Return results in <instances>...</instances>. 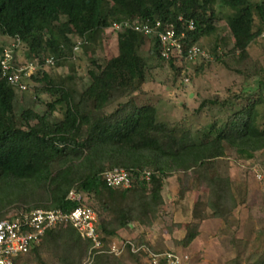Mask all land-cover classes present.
I'll return each instance as SVG.
<instances>
[{"label":"trees","instance_id":"trees-1","mask_svg":"<svg viewBox=\"0 0 264 264\" xmlns=\"http://www.w3.org/2000/svg\"><path fill=\"white\" fill-rule=\"evenodd\" d=\"M104 1L111 4L110 14L119 12L126 20L135 17L148 22L158 19L175 23L179 32L184 29L176 18L181 15L186 20L192 19L194 30L184 31L187 46H200L199 39L215 31L214 20L206 19L204 12V8L214 3L231 11L225 16V23L232 39L242 38L236 45L243 52L250 41L259 36L264 38L261 36L264 0L257 4L248 0H0V34L18 37L20 43L36 52L34 60L38 63H42L45 56L40 55L45 51L59 58L65 54L60 48L64 43L68 47L66 51L71 52L76 39L94 28L108 26L107 15L103 16ZM255 18L261 24L256 30ZM119 20L114 23H120L121 27L112 31L116 33L117 56L98 72H89L90 85L78 101L74 102L72 93L61 91L56 103L64 105L66 111L55 130L28 113L22 116L25 126L18 127L12 106L15 90L0 75V203H5L3 198L27 199L16 211L70 212L79 205L88 207L96 213V228L103 244L117 237L132 222L155 214L162 204L163 180L175 172L196 170L197 176L208 184L205 205L214 216L224 217L228 212L226 205L234 200L230 182L220 172L221 158H256L264 166V129L258 127L259 115L253 105L256 101L252 104L246 96L231 95V99L221 102L224 106L232 100L246 101L221 126L211 127L207 132L199 130L204 135L194 140L188 129L179 126L170 129L157 123L150 107L116 121L91 118L100 107L112 101L110 93L131 92L144 79L146 63L137 49L139 40L147 37L128 29L123 25L125 20ZM70 32L77 36L73 41ZM211 54L219 58L217 47ZM168 63L172 68L178 64L176 60ZM39 72L30 80L35 81ZM87 100L93 106L85 112L81 106ZM33 121L36 123L31 124ZM81 129L88 134L79 142ZM118 158V165L133 177L143 171L153 172L150 180H137L130 189L108 187L102 178L103 164L108 162L106 169H111L114 165L109 163L117 162ZM15 182L22 183L16 186ZM71 190L81 195L79 202L66 199ZM28 203L32 205H25ZM194 234L188 236L187 242L195 238ZM47 246L59 254L57 264H82L89 243L70 225H58L46 231L40 245L30 252L38 253ZM26 255L15 258L14 264ZM237 261L228 264H239ZM93 264L121 263L101 255L95 257Z\"/></svg>","mask_w":264,"mask_h":264},{"label":"rangeland","instance_id":"rangeland-1","mask_svg":"<svg viewBox=\"0 0 264 264\" xmlns=\"http://www.w3.org/2000/svg\"><path fill=\"white\" fill-rule=\"evenodd\" d=\"M248 1L252 4L260 3V0ZM204 10L205 18L214 20L215 31L201 37L199 44L209 55L217 47L218 59L213 55L212 60L207 62L178 63L172 68L157 56L152 47L153 42L142 37L137 54L146 63L143 81L131 92L110 93L112 101L95 111L91 118L108 121L112 118L116 121L150 107L155 112L157 123L170 129H177L178 126L188 129L194 140L202 136L199 130L207 132L211 127L221 126L243 107L246 103L244 99L238 102L232 100L224 106L220 104L231 99V95H239V98L246 96L252 104L256 101L253 105L259 115L258 127L264 129V38L259 36L250 41L243 52L236 45L242 38L232 39L225 23V16L231 11L222 8L219 3ZM110 11L111 4L104 1L103 16L107 15L108 26L104 29L94 28L78 38L81 46L77 50L72 46V51L67 52L66 44L61 45L65 56L57 58L54 66L39 72L26 92L15 91L12 106L18 127L25 126L22 116L28 113L38 116L44 124L55 130L66 111L64 105L56 103L63 93L61 91L72 93L75 96L74 102L78 101L90 85L89 72H98L99 68H104L109 60L117 56V38L112 27L114 21L125 18L119 12L110 14ZM260 25L255 18L254 29ZM48 30L51 31L50 28ZM71 32L73 41L77 36ZM9 42L10 37L0 34L1 49ZM16 52L17 64L36 56V52L29 50L24 43L18 44ZM49 55H52L50 51H45L40 56ZM42 72L45 74L42 75ZM85 104L81 107L88 112L93 103L87 100ZM86 133L88 131L85 129L80 130L79 142L86 138ZM115 162L109 163V166L122 168L118 165L119 158ZM107 166L108 162H105L103 168L106 170ZM219 167L222 175L230 182V195L234 200L226 205L228 212L224 217L214 216L208 205H205L208 184L197 176L196 170L175 172L163 180L160 193L162 204L155 214L132 222L119 231L117 237L102 243L103 249L107 251L108 246L114 244L120 247L121 243L130 241L144 243L154 250L174 251L185 258L187 264H228L233 260H238L239 264H264L263 163L256 158L246 160L225 156L221 158ZM21 183L15 182V185ZM3 199L5 203H0L2 218L19 210L17 207L23 206L18 205L27 201H17L15 197ZM191 233H195V238L187 242ZM90 248L89 243L82 264H93L95 257L101 255L115 258L121 264H146L142 257L128 251L116 256L101 253L89 257ZM37 252H30L17 264L58 263L59 254L54 253L51 247H43Z\"/></svg>","mask_w":264,"mask_h":264},{"label":"built area","instance_id":"built-area-1","mask_svg":"<svg viewBox=\"0 0 264 264\" xmlns=\"http://www.w3.org/2000/svg\"><path fill=\"white\" fill-rule=\"evenodd\" d=\"M177 23L183 26L184 31H193L194 22L185 20L182 16L177 18ZM126 27L153 37L158 46L159 56L164 60H177L181 64L195 63L196 61H210L211 55L198 45H186L184 31H177L174 23H163L160 20L148 22L147 20L134 19L124 23ZM121 25L114 24L118 29ZM264 37V32L261 34ZM19 44L15 39L0 53V75L2 80L15 90L22 92L27 90L32 75L44 67L53 66L55 60L49 57L38 63V60L16 63L14 50ZM187 81V79H185ZM150 172L143 171L138 176H131L123 168L113 167L102 172V178L108 187L116 189H130L135 186V181H149ZM69 201L79 202L81 195L71 190L67 197ZM96 213L85 206H77L70 212L61 210H23L15 211L0 219V264H14L13 260L23 256L35 248L41 241L44 233L58 225H70L74 228L81 239L90 243L91 248L88 256L107 253L120 255L129 252L142 257L146 264H187L185 258L174 251H154L144 243H131L126 241L120 247L108 246L107 251L103 249L100 234L96 228Z\"/></svg>","mask_w":264,"mask_h":264},{"label":"clouds","instance_id":"clouds-1","mask_svg":"<svg viewBox=\"0 0 264 264\" xmlns=\"http://www.w3.org/2000/svg\"><path fill=\"white\" fill-rule=\"evenodd\" d=\"M181 16V15H180ZM179 17V16H178ZM177 17V18H178ZM183 17V16H182ZM177 18H176V20H177ZM134 19H136V18H134ZM133 19V20H134ZM183 19H185L184 17H183ZM133 20H126L125 19V23H128L129 25H130V22L131 21H133ZM186 20V19H185ZM187 20H192V19H187ZM193 21V20H192ZM194 22V21H193ZM114 24H116V25H120V23H117V22H115ZM114 24H113V26H114ZM175 24V23H174ZM119 29V28H118ZM118 29H116V28H114V27H112V30H118ZM128 29H131L132 30V28H130V27H128ZM194 30V29H193ZM134 31V30H133ZM134 32H136V31H134ZM187 32V31H186ZM136 33H138V34H141V35H143L142 33H139V32H136ZM143 36H146V35H143ZM148 39H150L152 42H153V44H152V47H153V49L154 50H157V54H158V57L161 59V60H163V61H165V62H169V61H173V59H171V60H164V59H162L160 56H159V53H158V46H157V44H156V41L153 39V37H150V36H146ZM15 39H18V37H10V42L8 43V44H6L5 46H3V48L2 49H4L6 46H8L10 43H12V42H14V40ZM19 40V39H18ZM19 43H20V41H19ZM79 41H78V39H76L75 40V43H74V45H73V49L74 50H77V49H79ZM81 45V44H80ZM155 46V47H154ZM202 48V47H201ZM2 49H1V51H2ZM203 49V48H202ZM204 50V49H203ZM15 52H14V59H15V56H16V49L14 50ZM1 53V52H0ZM211 56H212V54H211ZM49 57H53L54 58V60H55V63H54V65L56 64V62H57V58L55 57V56H53V55H49V56H46V57H44V59H46V58H49ZM213 57V56H212ZM43 59V60H44ZM17 59H15V61H16ZM25 61H27V62H29V61H34V59L33 60H25ZM200 61V60H199ZM43 62V61H42ZM176 62H178V63H180L179 61H177L176 60ZM205 62H207V61H205ZM189 64H191V63H189ZM53 65V66H54ZM50 67H52V66H50ZM45 68H48V67H44V68H42V69H40L41 71L43 70V69H45ZM37 71H39V70H37ZM32 82V80L28 83V87H27V89L29 88V84ZM13 88V87H12ZM14 89V88H13ZM15 90V89H14ZM16 92H17V90H15ZM22 92H24V91H22Z\"/></svg>","mask_w":264,"mask_h":264}]
</instances>
